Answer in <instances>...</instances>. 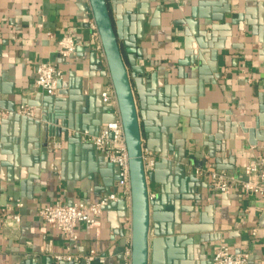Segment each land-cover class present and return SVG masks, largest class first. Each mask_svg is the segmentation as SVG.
Returning <instances> with one entry per match:
<instances>
[{"label": "crops", "instance_id": "obj_1", "mask_svg": "<svg viewBox=\"0 0 264 264\" xmlns=\"http://www.w3.org/2000/svg\"><path fill=\"white\" fill-rule=\"evenodd\" d=\"M85 1L0 0L1 101L15 104L16 110L20 105L32 106L29 102L38 93L47 95L33 82L37 64L52 62L63 71L60 80H72L71 87L62 88L72 93L58 94L57 89L53 94L61 104L78 106L80 112L84 108L94 116L110 115L112 110L101 95L110 80L102 75L103 51L90 37L92 16L84 10ZM108 2L112 13L123 18L146 9L143 19L128 17L120 29L134 38L129 40L131 54L136 66L145 69V112L153 151L143 145V153L154 160L156 187L174 176L175 158L189 160L185 168L191 172L209 163L237 175L248 159L264 154V0ZM69 29L79 44L74 54L62 57L57 41ZM197 31L204 33L206 43L215 45V60H195ZM11 118L9 110L0 106L1 129L11 127ZM20 134L17 164L11 152L0 148V206L6 212L0 214V264H31L29 258L36 264H44L45 259L57 264L60 261L53 255L64 252L66 242L56 227L38 216V210L50 204L96 201L117 192L119 168L109 169L105 178L113 186H106L95 170L98 162L107 163L102 154L94 148L95 158H90L72 144L49 152L41 168L23 151ZM142 140L145 144L143 135ZM164 158V162L172 160L171 167L160 166ZM156 193L150 185L149 195ZM15 198L23 201L19 209L13 204ZM182 204L193 206L191 212L182 213L186 224L196 226L187 234L190 242L182 239L179 226L173 237L149 234L148 264L156 260L163 264L168 257L174 261L181 255L186 262L212 264L218 241L236 253L247 252L248 264H264V203L258 194L220 193L208 186L201 189L200 200ZM168 207L165 204L162 211L168 212ZM15 211L21 216L16 224L10 219ZM123 215L117 204H109L94 222L78 223L77 248L72 252L85 254L92 248L105 256V264H121L115 250L120 229L128 234Z\"/></svg>", "mask_w": 264, "mask_h": 264}, {"label": "water", "instance_id": "obj_2", "mask_svg": "<svg viewBox=\"0 0 264 264\" xmlns=\"http://www.w3.org/2000/svg\"><path fill=\"white\" fill-rule=\"evenodd\" d=\"M84 10L90 13L96 24L105 63L102 75L109 77L114 88L117 98V114L111 111L110 115L104 113V115L94 116L87 114L84 108L80 112L81 109L78 106L75 108L72 104L66 107L55 95L38 93L29 102L34 107V117L24 119L25 117L23 118L15 112V104L0 100V106L7 108L14 117L11 118L14 120L11 127H2V129L0 127V148L3 152H11L14 162L17 164L19 160L17 158L16 143L19 141L17 135L21 133L24 143L23 151L39 162L41 168H44V162H47L49 153L47 144L53 138L60 140L62 148L72 144L79 153H86L90 158H95L94 146L89 142L82 141L81 132L86 130L89 134L99 135L106 128L107 123L119 119L123 127L129 157L130 199L127 202L125 199L119 198L110 204H117L123 210L125 219L123 222L128 220L130 228L128 234L125 233L124 228L120 229V240L115 254L121 264H124L123 253L128 245L130 247L129 264H148L149 234L155 237L172 236L175 235L176 226H179V232L184 237L182 239L190 242L191 236L187 237V234L196 230V226L186 224L183 221L182 213L191 212L193 206L190 205L187 208L182 204V201L200 200L201 189L208 187L207 180L206 178H197L193 172L185 168V164L189 160L185 162L178 158L173 159L177 162L174 163V176L169 178L166 185L162 184L156 187L157 168L147 172L144 170L143 145L153 151L150 147L151 129L148 127L145 112V89L142 80L145 69L136 66V57L131 54L133 50L129 43V40L133 41L134 38L129 36L126 30L122 32L120 26L121 21L127 22L128 17L129 19H143L145 7L139 10L141 14H129L124 18L112 13L108 0H86ZM196 34L199 50L193 53L195 60L200 63H203L205 58L215 60L217 54L215 45L205 42L202 31H197ZM208 48L211 49L210 52L207 51ZM95 59L97 58L95 57ZM100 63H102L101 60H99ZM71 82V79L68 83L59 80L58 94L69 95L72 93L70 90H64L68 86L71 87ZM141 122H143V127H141ZM142 135L145 138V144ZM163 157H166L165 153ZM164 161L165 158L161 160L160 166L164 164L167 167L172 166V160L171 162ZM98 164L95 166V170L101 174L104 184L112 187L113 183L105 176L109 174V169L113 168V164L109 162L106 164L98 162ZM116 179L119 183L120 176ZM150 185L151 189H155L157 192L154 197L149 195ZM109 189L111 191L112 188ZM165 204L169 206L168 212L162 211ZM153 241L155 242V240ZM180 257L183 260L181 264H197L186 262L185 255ZM180 257L174 261L168 257L163 261V264H178L177 261ZM29 260L31 264L38 262L32 258ZM158 261L156 260L154 264H159ZM44 264H52V261L45 259ZM57 264L85 263L83 261L78 263L60 261Z\"/></svg>", "mask_w": 264, "mask_h": 264}, {"label": "built area", "instance_id": "obj_3", "mask_svg": "<svg viewBox=\"0 0 264 264\" xmlns=\"http://www.w3.org/2000/svg\"><path fill=\"white\" fill-rule=\"evenodd\" d=\"M91 29L90 37L98 48H102L96 24L92 19L88 22ZM79 42L74 38L72 30L69 29L57 41V52L62 57H68L75 53ZM63 71L52 62H40L35 69L34 87L47 95H53L57 91L58 81L62 78ZM102 102L109 106L117 114V98L111 82H107L102 90ZM20 116L34 117V107L20 105L15 110ZM84 142L91 143L94 148L102 154L104 159L119 168V187L117 192H112L96 201H76L72 203H60L46 205L38 210V216L48 224L56 227L66 242L65 251L53 255L57 261H83L85 264H105V256L94 249H89L85 254L73 253L77 248L78 234L76 227L78 223H92L101 216L104 208L119 198L130 199L129 182V157L124 139L123 127L119 119L109 122L99 135L89 134L86 130L81 132ZM47 148L49 152H55L61 148L60 140L51 139ZM144 156V153H143ZM154 160L144 156L145 172L152 169ZM196 177L206 178L209 188L215 192L228 193L231 190H241L245 193L258 194L264 203V154L248 159L237 175L228 174L225 170L215 169L211 164H204L193 168ZM13 204L16 208L23 206L20 198H15ZM5 208L0 206V214L5 215ZM13 223H19L21 216L18 211L10 215ZM127 229L130 223L125 222ZM256 229L252 230V235ZM128 238V236H127ZM128 240V239H127ZM124 262L129 264L130 247L127 245L123 253ZM249 254L247 252L236 253L223 241H218L212 251V264H248Z\"/></svg>", "mask_w": 264, "mask_h": 264}]
</instances>
